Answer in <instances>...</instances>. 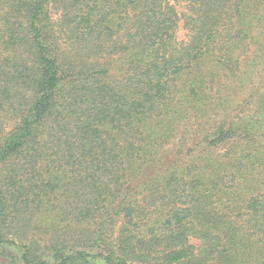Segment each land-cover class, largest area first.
<instances>
[{"label":"trees","instance_id":"1","mask_svg":"<svg viewBox=\"0 0 264 264\" xmlns=\"http://www.w3.org/2000/svg\"><path fill=\"white\" fill-rule=\"evenodd\" d=\"M0 264H264V0H0Z\"/></svg>","mask_w":264,"mask_h":264},{"label":"rangeland","instance_id":"2","mask_svg":"<svg viewBox=\"0 0 264 264\" xmlns=\"http://www.w3.org/2000/svg\"><path fill=\"white\" fill-rule=\"evenodd\" d=\"M179 11H180V9H179ZM184 35H185V32L180 28L179 31H178V34H177L178 38L180 40L185 39V36ZM114 59H116V58H114ZM114 64L117 65V62H115ZM110 79H115V78H110ZM117 226H118V224H117ZM117 226H116V229H117ZM192 243L197 244L195 242H192Z\"/></svg>","mask_w":264,"mask_h":264}]
</instances>
